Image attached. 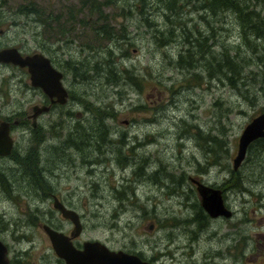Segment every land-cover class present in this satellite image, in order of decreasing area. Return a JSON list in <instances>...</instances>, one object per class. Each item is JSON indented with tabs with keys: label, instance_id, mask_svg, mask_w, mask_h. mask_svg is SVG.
I'll use <instances>...</instances> for the list:
<instances>
[{
	"label": "rangeland",
	"instance_id": "374dc122",
	"mask_svg": "<svg viewBox=\"0 0 264 264\" xmlns=\"http://www.w3.org/2000/svg\"><path fill=\"white\" fill-rule=\"evenodd\" d=\"M30 1L7 0L0 5V26L5 29L1 42L16 45L24 53L43 51L54 64L59 57L65 60L72 55L83 59L92 54L86 46L96 41L93 29L76 22V14L68 18L69 8L75 13L78 0H34L40 10L37 21L34 15L18 13L20 5ZM133 1L116 0L105 6V11L120 14L128 10ZM48 12L52 17L48 19L50 25L45 26L40 19L45 20ZM153 14L154 23L152 19L149 23L141 21L137 11L127 17L117 15L113 20L117 31L124 32L121 29L124 25L128 32L126 38L115 40V46L110 44L116 65L129 67L145 77L149 84L144 86L143 92L128 84L124 87L122 84L93 83L65 73V82L71 89L70 98L56 110L41 113L39 126L33 131L37 139L42 137L38 146L37 140L28 139L30 134H25V138L20 136L22 129L12 131L21 153L0 157V238L9 246L11 257L19 253L17 259L24 264H64L39 224L47 222L65 232L71 229V221L53 207L52 194H56L81 216L83 228L77 237L80 243L85 239H99L110 248L141 252L151 264H192L188 260L196 264H220L216 249L224 239L216 236L231 232L242 242L247 239V246L250 244L246 257H237L240 260L237 264L262 263L264 142H253L238 168L236 176L243 191L239 192L240 184L235 183L224 192L233 216L211 218L205 229H201L199 223L197 228V224L185 221L194 214L201 219V215L191 206L195 199L193 185L189 181L184 183L178 175L184 171L219 187L230 177L232 157L243 127L251 117L264 111V39L247 33L248 45L243 42L242 30L230 11L218 13L214 18L201 14L206 16L200 21L203 31L198 35L200 41L208 31L212 33L217 27L225 26L217 29V44L223 43L230 54L238 48L239 56H244L246 88L239 84L232 88L225 78H208L204 70H199L203 76L200 80L174 67L172 61L177 58L181 45L178 42L166 46L156 44L152 31L155 23L161 24L163 20L157 18V12ZM54 15L59 18L55 19ZM187 19L196 22L198 14L185 13L174 20ZM69 27L71 30L64 32L67 37L60 36L61 29ZM36 31L38 36L34 34ZM45 35L52 41L44 43L50 48L40 44ZM70 36H74L73 40ZM102 42L106 43L107 39L102 38ZM217 44L211 50L214 54L221 47ZM60 48L67 51L63 53ZM124 51L126 55L122 54ZM98 55L106 56L103 51ZM92 59L96 60L94 56ZM88 73L96 75L93 70ZM24 82L30 85L25 69L0 64V118H13L16 110L28 104L31 110L30 105L43 96L40 89H26ZM85 103L93 107L104 104L112 111V116H105L104 126L97 124L95 113L84 111ZM190 124L198 125L202 132L213 127L224 131L231 146L229 164L211 165L203 170L205 156L199 138L182 133ZM96 126L97 133L105 131L102 133L105 142L98 140L94 132ZM69 132L70 146L65 141ZM122 133L126 135V145L119 149L116 141ZM34 146L35 151L32 150ZM143 160L152 164L148 167L145 164V174L135 176L131 183L135 186L137 204H118L113 188L121 189L119 184L132 178V171L141 162L143 166ZM35 163L44 169L40 171L43 180ZM159 168L160 175L170 169L176 176L170 180V175H157L162 178L157 184L153 171ZM34 181L38 187H33ZM29 190L35 191L42 200ZM174 247H177L173 250L177 259L164 252Z\"/></svg>",
	"mask_w": 264,
	"mask_h": 264
},
{
	"label": "trees",
	"instance_id": "16d2710c",
	"mask_svg": "<svg viewBox=\"0 0 264 264\" xmlns=\"http://www.w3.org/2000/svg\"><path fill=\"white\" fill-rule=\"evenodd\" d=\"M78 2V8H76L75 13L74 11H72V8H69L70 16L68 18L72 19L71 16H74V14H76V22H78L82 26H88L89 28L93 29L95 35L94 39L96 41L88 43L86 46L89 50H92V54L90 56L87 55L83 59L74 58L72 55H69V57L65 60H62L59 57L57 64L60 66L59 68H61L64 73L70 72L76 78L80 79L79 76H81V80L93 83L97 82L105 85L111 84L114 86L122 84L124 87L126 84H128L132 88H134V90L141 92L144 91V86L149 84L145 81V77L140 76L138 73L133 71V69L126 66H120L118 68V66L116 65L114 56L112 55L113 46H110V44H114L115 46V40L124 39L128 35L127 28H124V25H122L121 27L124 32L116 30V24L113 22V20L117 18V15L127 17L128 15H132L133 13H135V11H137L141 18V21L149 23V20H153L154 18L153 11L157 12V18L159 20L162 19L163 21L161 24L155 23L154 30L152 31V37L154 38L156 44L158 46H166L168 44L178 42L181 45L177 58L172 61L174 67L188 72L191 77H199L200 80H202L203 76L200 75L199 70H204L206 71L208 78L213 77L217 78L218 80H222L223 78H225L226 82H228L229 86L232 88H235L236 84H239L240 86L246 88L247 84L244 79V77L246 76L243 71L246 67V63L243 60L244 56H239V52L237 51L238 48H236V51L234 50V52L230 54L225 46L223 47V43L217 44V29H222L225 26H220L219 28L217 27L214 31L213 28L212 33H210L208 29L207 35H204L202 40L200 41V37L198 35H200L201 33L203 34L200 26V21L206 16H202L201 14H210L214 18V16H216L218 13L224 14L230 11L236 17L238 25L242 30L241 37L243 39V42L245 41V43H247L249 40L247 33H253L254 37L264 39V0H134L133 3L129 6V9L122 10V13L120 14L116 11H105V6H110L111 4L116 3V0H78ZM152 8H154V10H152ZM39 11L40 10L37 8L34 0H31L29 4L22 3L18 9V13L20 15H34L35 21L39 20ZM192 12L198 14V20L196 22H192L191 19H187L182 22L181 20H174L181 14ZM91 13L94 14L92 18L89 17V14ZM50 17H52V14L48 12L45 19L47 20V22L44 19H40V22L45 24V26L50 25V21H48ZM54 18L58 19L59 17L58 15H54ZM51 26L53 27L52 24ZM68 30H71V28L69 27L68 29H61L62 32L60 36L67 37L64 32ZM34 34L35 36H38L39 33L36 31L34 32ZM74 36H70L72 40ZM58 37L59 36H57L56 38ZM48 38L49 36L45 35V37H43L44 40L40 39V44L44 48L51 47L47 44H44L46 42H52L49 41ZM102 38H104V40L107 39V42L103 43ZM67 39L71 41L70 38ZM245 39L247 40V42ZM216 44L220 45L221 47L220 50L217 51L218 53L214 54L211 50H213L212 48ZM66 51V49H61V52L63 53H65ZM101 51L105 52L106 56H99L98 54H100ZM122 54L126 55L127 51H124ZM88 56L89 59H87ZM93 56L96 60L92 59ZM91 59L93 60L92 64L90 61ZM89 70H93L96 75L94 76L93 73H88ZM190 80L191 79H188V81ZM243 96L247 98L245 94H243ZM78 100L80 101L81 99L78 98ZM216 103L219 104L220 102L216 101ZM85 104L86 105L84 111L94 112L97 124L100 123L104 126L106 124L105 116H112V111L108 110L109 108L104 104L103 107L100 105L93 107L89 106L87 103ZM97 131L98 128L96 126L94 132L96 133L97 138L98 136L99 138H101H98V140H104V135L102 133H105V131L102 130V132L100 133H97ZM182 133H185V135L187 133L190 136H195L196 139L199 138V145L205 156V163L202 167L203 170H206L211 165L221 164L222 166H225V163L229 164L227 160L232 154L230 151L231 146L228 145V141L225 138V133L222 129L213 127L211 130L202 132L198 125L190 124L187 125V128ZM69 135H71V132L66 135L65 141L68 142V144H71L72 142L69 140ZM89 136L91 137L93 136V134L89 133ZM257 141L264 142V137L257 138L253 142ZM116 142L120 145L119 149H121L123 145H126L125 133L120 134V137ZM128 159L131 160V158ZM143 161V166L141 162L138 167L134 171H132V178H126L125 183L119 184V186H122L121 189L113 188V196H115L114 200L118 199V204L123 202H131L137 204L138 198L134 191L135 186L131 183L135 179V176L145 174V164L147 167L152 164L151 161ZM153 172L156 183H160L162 181L161 177L164 173H161L162 175L159 174V172H161L160 168ZM230 173V177L223 185L220 186L224 196V192L227 188H230V186L234 185L235 183L236 185L241 183V181L239 182V177L236 176L237 173H239L238 169L233 168V164L232 168H230ZM165 174L167 176L170 175V180H172L174 176H176L172 171H170V169L169 172H165ZM157 175H160L161 177L157 178ZM178 176L182 178L184 183L185 181H189L193 185V188L191 189L194 193L195 199L191 203V206L196 211V214L201 215L200 219L198 218V216H194L195 214L193 213L194 215L191 216V218L189 217L190 219L185 218V221L197 224V228L198 223L201 229L207 228V224H209L211 218L213 219L214 217H211L200 204L199 196L195 188V183L190 179V176L193 175H187L184 171H182ZM193 177L196 176L194 175ZM37 184L38 183L36 182L33 187H38ZM237 188H239V192L243 191L241 184ZM231 216H233V214ZM0 220H2L1 215ZM213 233H215V231H213ZM229 233L230 232L223 234L222 238L224 239V236L226 234V236H228ZM237 240H239L238 242L240 243V239L237 238ZM238 251H240V245ZM138 253L142 255L141 252ZM188 261H190L192 264H196L195 261ZM262 263L264 264V259ZM201 264L204 263L201 262Z\"/></svg>",
	"mask_w": 264,
	"mask_h": 264
},
{
	"label": "water",
	"instance_id": "95a60500",
	"mask_svg": "<svg viewBox=\"0 0 264 264\" xmlns=\"http://www.w3.org/2000/svg\"><path fill=\"white\" fill-rule=\"evenodd\" d=\"M3 30L0 28V33ZM0 61L26 67L29 72L30 83L40 87L51 101L65 102L67 89L65 88L61 70L56 68L50 58L43 52L22 54L16 47L0 49ZM33 106V116L42 110H47L49 104ZM264 137V111L251 117L243 127L237 141L236 153L232 158L233 168H237L245 158L249 145L257 138ZM12 137L9 122L0 121V154L5 155L11 151ZM195 183L200 204L212 217L230 216L232 210L225 204L223 191L218 186L208 184L197 177L190 176ZM53 205L59 209L64 217L69 218L73 227L69 233L56 229L48 223L41 226L46 232L55 253L64 260L65 264H151L149 260L136 252L123 249H112L98 239H86L79 247L73 242L82 229L79 214L73 208L65 206L56 196ZM7 245L0 239V264H9Z\"/></svg>",
	"mask_w": 264,
	"mask_h": 264
},
{
	"label": "flooded vegetation",
	"instance_id": "af4514ba",
	"mask_svg": "<svg viewBox=\"0 0 264 264\" xmlns=\"http://www.w3.org/2000/svg\"><path fill=\"white\" fill-rule=\"evenodd\" d=\"M6 2H7V0H0V5L1 4H4ZM0 28L3 30L0 33V38H1L3 36V34H4V32H5V29L2 26H0ZM10 46L16 47L22 54H26L18 46L12 45V44H7V43H4V42H1L0 41V49L5 48V47H10ZM41 52H43V51H41ZM51 62H52V64L56 68H58L59 70H61L62 73H63L62 81H63V84L65 85V87L67 89V92H68L67 100L65 102H63V103L58 102V101H51V98L40 87L33 86V85H31V83L29 85V83L24 82L23 84L24 85H27L26 89L32 88L33 91H36V89H40V92H42V95L43 96L40 98V100L38 102H34V103H32L30 105V109L31 110L28 109V106H29V104H28L27 107H23L22 106L23 108L21 107V109L16 110V112L13 115L14 116L13 118H7V117L0 118V121L1 120H7L9 122V129H10V135L11 136H12V131L15 128H20V129L23 130L21 132L20 136L25 138V136H24L25 134H27V133L30 134V136L28 137V139H30V140H37L35 142V143H37V146L40 143L42 137H39L37 139V135H36V133H33V131L35 130L34 129L35 127H38L39 126V121H40L39 117H40L41 113L42 112H46V111L56 110L57 107H59L60 105H65L68 102L69 98H70V91H71V89H70V87L65 82V79H66L65 73L63 72V70L61 68H59L60 66L58 64H54L53 63L52 59H51ZM0 64H4V65H15V64H12L10 62H1V61H0ZM19 67H21V66H19ZM22 68L25 69V72L28 75V78H29V81H30L29 72H28L27 68L26 67H22ZM43 104H49L50 106H49V108L47 110H42L41 112H39L35 116H33L32 115L33 112H34L33 111V106L34 105L42 106ZM28 111H31V112H28ZM69 111H71V110H69ZM76 126H78V125L76 124ZM104 142H105V140H104ZM67 145L70 146V144H68V142H67ZM54 147H57V145H55ZM34 148H35V146L32 147V150H34ZM67 149L70 151V148L69 147H67ZM10 153H15L16 155H20V153H21L20 152V149L18 148L17 141L15 140V138L13 136H12V147H11V151L8 154H6V155H0V157L7 156ZM35 160L37 162V159L36 158H35ZM35 167H37L36 170H37V172H38L39 175H40V171L42 172L44 170L43 168L41 169L38 165H36V163H35ZM40 177H41V180H43V174H42V176L40 175ZM34 183L36 184L35 181H34ZM34 183H32L33 186L35 185ZM42 183H43V181H42ZM29 191L32 193V195H37L35 191H31V190H29ZM55 195L56 194H52V196H55ZM37 197H38L39 200H42V197L40 198L38 195H37ZM232 214H234V211L232 212ZM40 223H42V222H40ZM226 235L224 236V241H222V244L225 243V242H227V238H229V241L226 244H224V245H221V243H219V247L216 249L217 255H218L219 260H220V264H222V263L223 264H237V261H240L239 258H237V257H239V256L246 257V251L249 249V245L250 244L247 246V244H248L247 239L245 241H243V242L240 241V243H239L238 242L239 240H237V237H234L236 235L231 234V232L229 233L228 236H226ZM221 236H223V234L222 235H218L216 237H221ZM73 240H74V242H75V244L77 246H81L82 241H81V243L78 242L77 241L78 240L77 237L74 238ZM239 245H240V251H238ZM8 249H9V246H8ZM176 249H177V247H174V249L173 248H171L170 250L169 249H166L164 252L165 253H170V254L173 255V258H176L175 257V254L173 253V250L175 251ZM189 251H190V249H189ZM162 254H164V253H162ZM19 255H20L19 253H15L14 256L11 257L9 255V251H8L9 264H24L23 262H21V261H19L17 259V257ZM229 260H230V263H229ZM231 261L233 263H231Z\"/></svg>",
	"mask_w": 264,
	"mask_h": 264
},
{
	"label": "bare ground",
	"instance_id": "6f19581e",
	"mask_svg": "<svg viewBox=\"0 0 264 264\" xmlns=\"http://www.w3.org/2000/svg\"><path fill=\"white\" fill-rule=\"evenodd\" d=\"M91 49V48H90ZM46 55V54H45ZM49 57V56H48ZM50 58V57H49ZM50 60H51V58H50ZM78 153V152H77ZM100 155H102V154H100ZM153 180V179H152Z\"/></svg>",
	"mask_w": 264,
	"mask_h": 264
}]
</instances>
